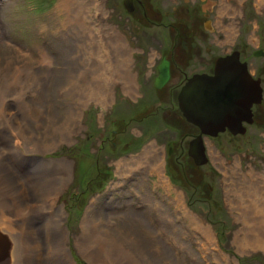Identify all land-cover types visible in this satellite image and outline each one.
<instances>
[{
    "label": "rangeland",
    "instance_id": "obj_1",
    "mask_svg": "<svg viewBox=\"0 0 264 264\" xmlns=\"http://www.w3.org/2000/svg\"><path fill=\"white\" fill-rule=\"evenodd\" d=\"M132 5L127 11L124 0H0V152L23 177L56 170V183L62 182L49 218H37L43 238L61 220L76 264H91L78 246L85 225L92 241L110 242L106 248L113 253L106 251L100 264H264V207L256 209L264 204V57L254 55L264 51V1L132 0ZM204 11H210L207 21ZM118 34L129 54H119ZM166 43L187 58V72L201 70L204 58L238 50L261 78L263 100L253 107V122L233 138L223 133L207 141L208 162L199 167L186 151L178 159L164 157L167 141L190 127L166 126L160 118L165 109L156 122L154 114L146 116L156 98L142 89L152 85L159 54L171 51L173 57ZM123 61L132 74L130 91L121 79ZM169 96L166 104H175L176 95ZM188 139L183 136L184 145ZM156 146L159 171L144 166L119 172L118 163ZM63 160L72 162L65 181ZM2 188L0 198H12ZM192 219L210 230L212 242ZM20 228L14 264H25L30 250L29 233ZM48 239L35 264L57 263L55 242ZM10 240L9 256L0 264H11Z\"/></svg>",
    "mask_w": 264,
    "mask_h": 264
},
{
    "label": "bare ground",
    "instance_id": "obj_2",
    "mask_svg": "<svg viewBox=\"0 0 264 264\" xmlns=\"http://www.w3.org/2000/svg\"><path fill=\"white\" fill-rule=\"evenodd\" d=\"M259 1L262 2L264 0H259ZM83 11H84V9H83ZM79 19H80V21L83 20L81 15H79ZM83 28H84V26H83ZM85 30H86V27H85ZM76 35H78V34L76 33ZM116 43H117V48H118L120 55H122L124 53V50H127L128 54H129V48H127V45L125 44L124 40L121 38V35H119V34H118V37L116 39ZM125 58H124V60H125ZM127 64L128 63L126 61H123L121 63H118V66L122 67V70H120V69L119 70L122 74L121 79H123L126 82L125 88L127 91H130L132 88L133 79H132V75L129 73V69L127 68ZM105 80L106 79L101 80V83H103ZM99 85H101V84H99ZM98 87H99V89L104 88V86L102 87V85L98 86ZM98 95H99V98H102V99H105L108 97V94L100 95V94L96 93V96H98ZM73 115H74V112L72 113L71 116H73ZM7 129H9V128H7ZM9 146L11 147V142H9ZM152 148H154V147H152ZM152 148L151 149H149V148L145 149L143 154L140 156H134L128 160H124V161L118 163L119 172L124 171V169H126L127 171H131L133 169L136 170L138 168L141 169L144 166L146 167L148 172L151 171V172L155 173V170L159 171L158 168L160 166V160H161L160 159L161 155H159L160 151H159V148L157 146L154 150H152ZM6 157H7V155L4 152H0V195H3V193L1 194V192H4L3 191L4 188H2V187L5 186V187H7L8 193L12 195V198H10V199L0 198V230L6 227V230H8V234L11 238V240H10L11 241L10 244H12L11 245L12 257L10 260L11 264H14V260H15V253L14 252H15V249H17L15 237H17L16 233L18 232L19 225H21L20 230H24V231H27L29 233L27 235V241L30 244V248H29L30 250L28 249L29 251H27V253L25 254L27 257L25 264H35V261H36L35 257L41 253V246L43 249H44V247H46L45 242L48 239V237H49V239H48L49 242L53 243V241H54L55 242L54 247L57 248V251H55L57 254V256H56L57 259H55V260H57V263L52 262L53 264H76L75 259H73L74 258L73 255L71 256L72 253H70V250H69L70 247L68 246L69 247L68 248L66 245L67 240H68V233H67V230L65 229L66 227L63 226L61 220L58 221L56 224L53 221V225L55 224V226H54L55 230H53V232H50L48 237H46V235H45L46 238H43L42 227L37 223V218L40 219L43 216L49 218L47 211H49V208H52V206L54 205L55 199L58 195L60 185L62 183V182L58 183V184L56 183L57 177H55L56 174H54L56 172L55 168L53 167V169L55 170L54 172L47 171V169L45 171L39 170L41 173H38L36 176L30 175V177H27V176L23 177L19 172L15 171L13 169V166H11L10 163H9V165H7V163H6L7 158ZM16 159L19 160L20 155L16 156ZM123 162H125L127 165H124ZM20 164H22V163H20ZM55 165H57V162L55 163ZM71 165H72V162L70 160L61 161L60 166L65 170L64 176H63V181H65L67 179V173L71 170ZM56 188L58 189L57 191H55ZM168 190H169V188H168ZM42 205H45L44 212H43L44 206L42 207ZM256 207H257L256 209H259L261 211L264 207V204L263 203H260V204L257 203ZM40 208H42V210ZM26 212H27V216L24 215ZM62 212H63V208L59 207L58 208V214L55 217V218H57V220L60 219ZM171 217H173V216H171ZM192 220H195V219H192ZM194 224H195L197 230L201 234H203L202 238L205 236L206 240H210L212 242L213 235L210 232V230L208 228H205L206 226L204 224H202L201 222H199L198 220H195ZM28 226H29V228H27ZM203 226H205V227H203ZM48 228H51V227L48 226ZM88 234H90V231H89L88 227L85 225L83 233L78 237V246L81 248V251L84 253V255H86V257L91 262V264L104 263L105 262L104 256L107 253L106 251H109L111 254L113 253L111 249L106 248L107 246H109L110 242L108 243L104 239L102 241L98 240L96 243L95 241H92V240H94V236L89 238ZM92 243L95 244V246H94V247H96L95 250L90 246ZM33 261H34V263H33ZM21 262L24 263L23 259L21 260Z\"/></svg>",
    "mask_w": 264,
    "mask_h": 264
},
{
    "label": "water",
    "instance_id": "obj_3",
    "mask_svg": "<svg viewBox=\"0 0 264 264\" xmlns=\"http://www.w3.org/2000/svg\"><path fill=\"white\" fill-rule=\"evenodd\" d=\"M124 6L127 11H131L132 0H124ZM254 55L264 56V52L259 49ZM167 78V62L164 61L155 79L156 87H161ZM262 100L261 80L253 77L247 63L240 60L238 50L219 57L211 75H193L182 86L178 95V104L183 115L197 125L201 133L210 135H216L226 128L234 134L245 132L242 123L253 122L252 108ZM197 144L198 140L191 142L190 154ZM191 155L198 165L208 161L201 149ZM172 174L175 175L173 171ZM8 238L0 230V263L9 256Z\"/></svg>",
    "mask_w": 264,
    "mask_h": 264
},
{
    "label": "flooded vegetation",
    "instance_id": "obj_4",
    "mask_svg": "<svg viewBox=\"0 0 264 264\" xmlns=\"http://www.w3.org/2000/svg\"><path fill=\"white\" fill-rule=\"evenodd\" d=\"M202 15L204 16L205 20H209V16H210V11H204L202 13ZM168 46L170 43H166ZM181 47L182 50L186 53H188V48L187 46L184 44V41L181 42ZM196 48L194 51H199L201 48L199 47V44L196 43ZM128 48V47H127ZM164 49H169L172 50L174 52L173 57H171V51L170 53H168V55L166 53L164 54H159V61L157 62V64H153V68H154V72H155V76L153 78V82L152 85L143 88L142 92L143 94L150 93V92H155L154 96H155V100H154V111H151V113L147 114L146 116H151L154 114V122L157 121V118L160 114V112L165 109V113L162 112L161 113V120L162 122L166 125V126H175L176 125H180L183 123V127L188 126L191 129H187L185 130V132L183 133L184 135H189V139L187 141V145H184L183 142V136H175L173 140L171 141H167L168 143V148L165 151V156L167 157H175L176 159H178L182 153H185L186 151V155L189 158V160H191L195 166L199 167L201 165H198L195 163V160L193 158V156L191 155L194 152H197V150L201 149V152H203L205 154V156L208 159V146H207V141H211L213 139H215L217 136H219L220 134H230V138H233L234 136L240 135L238 133L234 134L232 133L229 129L226 128V130L222 131V132H218L216 135H210V134H205V133H201V129L193 124L192 122L188 121L187 118L183 115L179 104H178V95L179 92L182 88V86L187 82V80L189 78H191L193 75L195 74H208L211 75L214 71V66H215V62L219 57L225 56L231 52L228 53H224V54H220V55H216V57L212 58V60H207L206 58H204L205 60H203L202 62L205 63L204 66H202L203 68L197 72H187L186 71V63L187 62V58L182 57V55H180L178 52H176V48L174 46V44H170V47H166ZM174 49V50H173ZM209 48H206V51H209ZM130 52V50H129ZM240 52V51H239ZM255 52V51H254ZM264 52V51H263ZM240 57H241V53H240ZM264 57V56H262ZM166 61L167 62V68H168V78L166 80V82L161 86V87H156L155 85V79L158 77L159 75V67L160 65H162V63ZM243 61V60H241ZM245 62V61H244ZM247 63V62H246ZM248 66V65H247ZM249 70V69H248ZM130 73V71H129ZM131 74V73H130ZM132 75V74H131ZM253 75V74H252ZM254 77V75H253ZM254 78H260V77H254ZM261 80V78H260ZM149 79H146L145 83L148 82ZM262 85V82H261ZM147 88V90H146ZM150 88V89H149ZM165 88L167 89L166 92L168 94H164V93H159L158 89H162ZM263 88V87H262ZM174 93L176 96V103L174 104L173 102L170 103L169 105L166 104V100L170 99V94ZM160 99V100H159ZM165 106V107H164ZM146 107V106H145ZM153 107V106H152ZM254 107V106H253ZM253 111V108H252ZM173 114V119L169 118V115L171 116ZM156 115V116H155ZM145 116V115H144ZM253 120H254V111H253ZM243 127L245 128V132H246V125H250L249 123L243 122L242 123ZM171 127V126H170ZM197 131V132H196ZM177 133V131H176ZM175 134V133H174ZM179 135V134H178ZM166 137H169L168 135H166ZM198 140V144L196 147H194L193 152H191L190 154V149L192 148L191 142ZM179 147L180 151L178 153H175L176 150H173L174 147ZM208 162V161H207ZM167 167L170 171V173L172 174V167H171V163H166ZM204 165V164H203ZM187 167L184 165L180 166V173H185ZM174 172V171H173ZM175 173V172H174ZM173 175V174H172ZM174 176V175H173Z\"/></svg>",
    "mask_w": 264,
    "mask_h": 264
}]
</instances>
